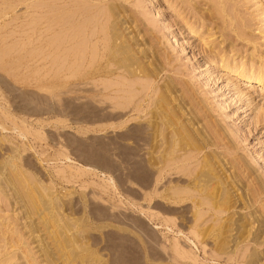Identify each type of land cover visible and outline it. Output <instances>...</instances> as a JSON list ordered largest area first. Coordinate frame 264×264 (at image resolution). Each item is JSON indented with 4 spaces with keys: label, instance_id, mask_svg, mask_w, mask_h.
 I'll use <instances>...</instances> for the list:
<instances>
[{
    "label": "rangeland",
    "instance_id": "1",
    "mask_svg": "<svg viewBox=\"0 0 264 264\" xmlns=\"http://www.w3.org/2000/svg\"><path fill=\"white\" fill-rule=\"evenodd\" d=\"M9 1L5 0L3 3V0H0V6L3 9L6 6L10 7L7 8L10 11L0 15V25L3 26H0L2 27L0 28V47L6 44L16 43V45L13 52L8 55V59L7 56L4 59L8 69L5 66V68L2 67L3 69L0 68V169H2L0 178L4 180L6 175L12 179L14 177L13 185L15 183L19 187L16 179L20 174L18 172L25 171L20 174L24 182L27 181L31 190L41 185V192L45 196L43 195V199L39 200L40 197L37 195L39 201L35 199L38 204L32 205L28 201L21 203L15 201L11 194L13 191H8L9 197L0 195V241L2 239L1 242H4V235L10 240L6 250H14L19 254L18 256H22L21 251L28 253L27 249H30V256L37 258L35 262H32L33 264H51L41 260L42 257L37 252V242H32L29 229L24 224L36 222L39 232L41 231L36 233L41 234L45 242L53 247L54 243L51 238H48L44 223H48L51 229L57 230V226L62 222H55L54 219L64 215V220L67 219L74 224L73 231L77 232V238L82 240V243L86 241L91 246L93 241L98 242L91 246V250L96 249L99 257L101 255L104 259H109L107 261L116 260L121 252L125 257L123 264H134L136 261L138 264H264V86L247 78L251 69L259 70L264 64V0H109V2L117 1L118 4L123 5L125 14L123 13L122 17L125 16L122 27L124 30L130 27L125 33L133 39L134 43L141 42L135 47L145 50L141 58L144 62L146 61L145 63L149 62L150 67L156 69V73L148 90H144L145 87L141 86L143 83H137L138 78L133 79L136 80L134 88L140 87V91L138 89L136 91L139 92L135 99L136 103L143 104L144 111H131L132 107H129L125 111L129 115H126L124 119L128 118L130 121H127L124 127H118L119 129L110 127L100 131L93 124L95 114L89 110L92 104L98 105L94 99L81 97L82 99H76L74 102L75 99L69 98V95H62L46 101L37 94L35 82L40 78V74H37L42 62L38 61L40 58H36L33 64L29 58V49L35 44L32 42L39 39L41 32L38 33L39 31L36 30L32 32L33 34L28 32L31 35L28 36L25 29L26 24L31 23V18L30 15L25 14V4L14 7L16 0H11L13 3L10 1V4ZM39 41H36L37 44ZM29 64L35 67L34 73L32 72L34 79L29 78V75L31 76ZM28 78L34 81L30 83L33 86L26 82ZM164 86L166 90L162 88ZM142 87L144 88L141 92ZM156 88L158 89L155 90ZM161 90H165L168 94L169 107L166 103V106L162 105L163 107L159 108L154 102L153 98L156 99ZM150 93L152 94L149 96ZM143 94L144 97H142ZM87 99L93 100V103L88 101L89 105L84 104ZM172 103H174L173 106H171ZM82 104L85 106L83 107ZM45 105L56 109L49 111L45 109ZM70 105L82 106L83 110L71 112ZM104 106H110L105 109L108 112L112 111L110 101ZM64 107H66L65 112L58 111ZM172 109L176 112L178 110V113L182 111V115H178L183 123L190 124L192 127L195 125L193 130L200 132L205 130L206 133H203L210 140L200 153L193 151L192 154L188 152L187 155L185 152L187 156L184 158H182L184 151H179L182 154L181 157L176 148L178 155L174 154L179 157L176 167L181 164L199 167L203 157L209 154V158L213 156L212 160L216 168L218 167L217 171L225 181L223 187L229 188L227 202L219 190V198L217 196L213 199L214 203H206L200 207L203 210H200L202 218L198 221L200 227L198 229L200 232L202 230V233L199 241H196L197 246L192 240L185 238L186 235L191 236L195 217L193 212L197 205H193L191 201H186L183 206L181 204L177 207L172 204L179 211L182 210L181 214L186 219L175 220L178 221V226L175 227L179 229L175 227L166 229L167 226H162L161 221L166 218L174 219L175 215L167 216L160 210L157 201L164 202V199L156 195L152 200L150 198L144 200L140 195V192H143L138 183L140 175L143 170H149L152 167L150 164L153 161L152 155L156 156L152 150L155 146L154 136L158 126L152 121L153 129L149 119L155 120L152 113L157 116V111L161 114L163 110L170 112ZM99 111L104 113V109ZM155 122L160 123L159 131L160 129L166 131L167 126L161 119ZM202 128L204 130H201ZM158 138V140L161 139L159 136ZM197 159H200L199 162L196 161ZM69 165L83 170L80 172L72 170V173L68 168ZM176 167L171 175L162 180L160 189L164 188L169 179L181 176V173H177ZM100 171L105 173L106 181L101 178ZM231 173L232 176H236L235 179ZM226 175H228L227 178ZM107 177H110L112 181L108 182ZM34 193L37 194L36 191ZM210 204L211 207H209ZM220 205L225 210L219 207ZM214 209L219 210L216 213ZM26 212L32 217L27 219ZM157 212L160 214H158L160 219L156 220L152 215ZM181 214L176 215L182 216ZM155 222L159 224L157 228L154 226ZM217 225H220V228ZM212 227L214 230H211ZM15 230L20 233L13 232ZM209 232L211 235L205 234ZM57 234V238H61L60 232ZM173 237L179 240L181 246L190 250L192 256L174 257L170 248L172 242L170 240H173ZM60 240L62 241V238ZM22 241L27 244L26 247ZM61 241L56 247L59 251L65 248L64 242ZM81 242H78L79 245L76 246L75 252L77 249L81 251L78 250L76 253L74 262L97 264L99 262L96 260L97 256H88L91 254L90 248H85ZM83 246L87 249L86 251L82 249ZM35 252V255L32 254ZM228 252H231L230 256H227ZM91 257L94 259L91 260ZM25 261L23 257L18 260L20 264H26ZM114 263L116 264L117 260ZM54 264H63V258L58 259Z\"/></svg>",
    "mask_w": 264,
    "mask_h": 264
},
{
    "label": "bare ground",
    "instance_id": "2",
    "mask_svg": "<svg viewBox=\"0 0 264 264\" xmlns=\"http://www.w3.org/2000/svg\"><path fill=\"white\" fill-rule=\"evenodd\" d=\"M4 1L5 0H3V3H4ZM10 1H9V4H10ZM11 3H13V2L11 1ZM23 3L26 6L25 7L26 8L25 14L30 15L29 17L31 18V20H30L31 23L29 22L26 24V29H25L26 32L25 33L28 36H31L29 34H33L32 32H35V30L37 32L39 31L38 33L41 32V35L38 36L40 41H39V39H37L39 41L38 44L36 42L37 40L35 42L30 41V42L35 43V44H33V45L31 44L32 47L29 49L30 61L33 63V61L35 62L36 58H40V59H38V61L42 62L41 66L39 67V72L37 74V75L40 74V78L36 80L37 82H35L37 85V87H35V88L38 90V93H37L38 95H40L43 99H46V101H47V99L57 97V96H62V95H66V96L69 95V98L72 97L73 99H75L74 102H76V99L77 100L82 99L81 97H87L88 99H94V101L97 102L98 105L92 104L93 100L91 101L88 99H87V101L85 100L86 102L84 104H87L88 101L92 102V103L91 102L90 103L93 106H90L91 109H89V110L95 114V120H94L95 123H93V124H95L94 125L95 128L99 129V131L109 129L110 127H113L116 129L118 127H122L123 125H126L127 121L129 122L130 120L128 118H127L128 120L124 119V117L127 115V112H125V111L129 107H132L130 109L131 111H139V112L144 111L143 104L138 103V102L136 103L137 100H135V99H136L137 94H139V92H136V91H137V89H138V91H140V89H139L140 87L137 89L134 88V86L136 85V80H133V79L138 78L137 83H140V84L143 83L141 86H144L146 89L144 87H142L141 92H142L143 88H144V90H148L150 83L152 81V78L155 77V73H156L155 70L156 69L151 68L150 63L149 62L145 63L146 61L144 62L143 58H141L142 55H144L143 53L145 50H143V48L137 49L135 47L136 44H138V43L141 44V42L134 43L133 39H131V37L125 33V31H127L128 28H130V27H127L126 30H124L122 27V26H124L123 23H124V16H125L124 15L122 17V14L123 13L125 14V12L122 9L123 5L118 4L117 1L116 2L115 1L109 2V0H16L14 3V7L18 6L19 4H23ZM7 4H8V2H7ZM11 5H13V4H11ZM7 8H10V7L6 6V7H4V9L2 8L0 10V15L6 14L8 11H10V9H7ZM124 8H125V6H124ZM130 16H132V15H130ZM129 19H130V17H129ZM132 19H133V17H132ZM128 22H130V21H128ZM41 23H42V25H41ZM0 26H2V25H0ZM126 26H128V25H126ZM2 27H0V28L2 29ZM23 28H24V26L22 27V30H23ZM28 32H29V34H28ZM135 36L138 38L137 35H135ZM29 38H32V37H29ZM28 44L30 45V43H28ZM15 45H16V43H14L13 45L6 44V45H3L0 47V68L7 67L5 65L4 59L6 58V56L8 59V55L11 52H13L12 50H13ZM138 48H140V47H138ZM14 53H16V52L14 51ZM146 53L149 54L150 52L149 53L146 52ZM151 57H153V56H151ZM144 59H146V57ZM147 61H148V59H147ZM154 61L156 62V60H154ZM33 64H29V66H28L29 67V74L31 73V76L29 75V78L31 77V79L34 76V75L32 76V72L34 73V68H35ZM8 65H10V64H8ZM156 67H158V66L156 65ZM7 69H8V67H7ZM27 75H28V73H27ZM29 78L27 80L26 79L25 80L30 86H33L30 83H33L34 81L29 80ZM247 78L249 80H252V81L255 80L260 85L264 86V64L262 67L259 68V70L251 69L250 75ZM33 79H34V77H33ZM139 80H142V82H139ZM155 80H157V79L155 78ZM162 88L165 89V86ZM152 89H153V87H152ZM157 89L158 88H156L155 90H157ZM165 90H161L160 93L157 95L156 99L153 98L154 102H156V106L158 105L157 107H159V108L163 107L162 105H165L166 103L168 104V107L170 106L168 94L166 93ZM172 90H173V88H172ZM86 94H87V96H84ZM144 94L142 97L145 96ZM151 94L152 93H150L149 96ZM155 94H156V92H155ZM155 94H154V96H155ZM170 96H172V94H170ZM95 98H97V99H95ZM139 99L143 100L141 97H139ZM181 99H182V97H181ZM171 100H172V98H171ZM109 101H110V104L112 106L111 107L112 111L108 112V111H106L105 108H110V106L105 107L104 105L109 103ZM149 101H150V99H149ZM172 101L174 102V100H172ZM77 102H79V101H77ZM183 102L182 103L180 102V103L183 104ZM89 104H87V105H89ZM148 104H151V103L148 102ZM173 105H174V103H172L171 106H173ZM84 106L85 105H83V107ZM156 106H155V108H156ZM176 106H177V104H176ZM176 106H174V107H176ZM47 107L45 105V109H47L49 111H54L56 109L55 107H49V106H47ZM70 107L72 108L71 112H75V113H76V111L82 112V110H83L82 106L70 105ZM148 107H149V105H148ZM159 108H157V109H159ZM102 109H104V113H99L100 112L99 110H102ZM177 109H178V107H177ZM58 111L65 112L66 107L62 108L61 110L59 109ZM167 111L163 110V113H161V114H158L160 112L157 111V116H155V113H152V117L155 118V120H152L150 118L151 116L149 117L150 118L149 122L151 123L152 121H154L152 123H154V124L157 123L156 126H158V130L155 131L156 133L154 132L155 133L154 140L155 139L156 140L154 143L155 144L154 149L152 150V152L156 153V156L152 155L153 161H152V163H150L152 167L150 166L151 168L150 169L148 168L149 170H145V171L143 170L141 175L139 174L140 175V181L138 183H139V187H140L141 191H143V192H140L141 193L140 195L142 196V199H144V200H147V198L148 199L150 198L152 200L154 197H156V195L158 197L163 198L164 202L161 200H158L157 204H158V207L160 208V210L164 214H166L167 216L175 215V217H176L177 213L181 214L182 210L179 211L178 208H176V207H177V205H181V204L183 206V203H185L186 201H191L193 205H197L196 206L197 208H195V212H193L195 217L193 219L194 226L191 227L193 229L190 232L191 236L190 237L187 235L185 236V238H187V240H192L193 244L195 246H197L196 241H199V239L201 237V233H202V230L200 232V230H199L200 227L198 225V221H200V218H202V216H200V215H201V211L203 210V209L201 210L200 207L206 203H214L213 199H215L218 196L219 190H220L221 196L224 195V197L223 196L222 197L225 199V202H227L226 200L229 199L228 198V194H229L228 189L229 188L226 189L227 186L223 187L225 184V181L223 180V177H221L217 171L218 167L216 168V166H215L216 164L212 160L213 159L212 153H211L212 158L208 157L209 154H208V156L205 155L203 157V161L199 167L195 166L194 162L192 164L195 167H188L187 165H182V164L180 166L176 167V164H178L177 159L179 158L176 156V155H178L176 153V148H177V152H179V151L181 152V150H182V152L184 151L183 157H182V154L179 152V154H181V157L184 158L188 155V152L190 154H192L191 152H193V151H198L200 153V151L204 147L206 148L207 143L210 142V140L208 139V136L203 133V132H205V130L203 128L201 130H204V131L200 132L199 130H193L195 125L192 127V126H190V124L183 123V121L181 120L182 118L179 117L180 114L182 115V111L181 112L179 111L180 113H178V110L176 112L174 109H172L170 112H167ZM101 112H103V111H101ZM161 112H162V110H161ZM191 112H192V110H191ZM130 114H131V112H130ZM149 115H147V116H149ZM145 117H146V115H145ZM90 118H92V117H90ZM133 119H136V118H133ZM139 119H141V118H139ZM157 119H161V121L166 124V126H167L166 131L164 129L163 130L160 129V131H159L160 123L155 122V121H157ZM136 120H138V119H136ZM96 121H98V122L96 123ZM149 122H148V124H149ZM186 122H187V120H186ZM151 124H150V126H151ZM154 124H152L153 129H154V126H153ZM161 125H162V123H161ZM0 126H1V124H0ZM162 126H164V125H162ZM152 127H151V129H152ZM149 128H148V130L150 131ZM143 132H144V128H143ZM207 132H208V129H207ZM208 134H209V132H208ZM158 136L161 138L160 140H158L159 139ZM150 139H152V138H150ZM135 141H137V140H135ZM151 142H153V140H151ZM211 144H212V142H211ZM146 145H147V143H146ZM162 145H164V147ZM161 147H162V149H161ZM185 152H187V155H185ZM174 153H176V155ZM142 157H143V155H142ZM191 157H192V155H191ZM149 159L150 158H148V160ZM180 159H179V161H180ZM189 159H192V158H189ZM145 160H147V159H145ZM181 160H183V159H181ZM199 160L200 159H197L196 161L199 162ZM223 161L225 162V160H223ZM218 162H219V160H218ZM6 163H8V162H6ZM6 163H4V164H6ZM184 163H186V162H184ZM220 166H222V165H220ZM220 166H219V168H220ZM175 167L178 170L177 173L178 174L181 173V176L177 175L178 176L177 178L174 177V179H169L167 181V183L164 185V188L160 189L159 186H160L162 180L164 181V179H166L169 176V174L171 175V172L173 170H175ZM0 168H1V166H0ZM68 168L70 169V171L72 173L74 170H76V172H80L83 170V169L80 170L79 168L70 167V165ZM83 168H86V167H83ZM138 168H139V166H138ZM140 168H142V167H140ZM0 170H2V169H0ZM17 171H18V169H17ZM85 171H87V170H85ZM24 172L22 170H20L18 173L23 174ZM100 172L102 173L101 178L105 180V177H106L105 173H103V171H100ZM20 174H19V177H21ZM131 175H130V177H131ZM231 176H232V173H231ZM19 177H17L16 179L18 180L19 187L21 186L20 188L15 183L13 185L14 177L12 179V178H10L9 175H6L4 180H2L0 178V195L3 194L4 196L9 197L8 191H13L11 194L13 195V198L15 199V201L20 202V203L23 201H25V202L28 201L32 205H34L35 203L38 204V201L44 195L41 192L42 186L39 185L40 187L37 186L36 188L34 187V189L31 190L30 187L28 186L29 184L27 183V181L24 182L23 178L21 177V179H20ZM227 177H228V175H226V178ZM232 177H234V176H232ZM26 178H27V176H26ZM235 178H236V176L234 177V179ZM137 179H139V178L137 177ZM28 180H29V178H28ZM107 181L109 182L112 180L110 179V177H107ZM34 184H35V181H34ZM215 184H218L219 186H217ZM229 186L231 187V185H229ZM21 189L22 190L24 189V190L22 191ZM233 189L235 190V188H233ZM35 191L37 194L34 193ZM37 195H38V197H40L39 200L37 198ZM240 196L241 195L239 194V198H240ZM35 198H37L38 201ZM218 198H219V196H218ZM247 199H249V198H247ZM250 199H252V198H250ZM35 201H37V202H35ZM172 204H174V206L176 205V207H174ZM216 204H218V203L216 202ZM233 204H234V202H233ZM242 205H244V204H242ZM207 206H208V204H207ZM209 207H211V204L209 205ZM219 207H222V206L220 205ZM181 209H182V207H181ZM187 209H188V207H187ZM219 209H221V208H219ZM219 209H214V211H216V213H217V211ZM139 211H140V209H139ZM26 213H27V216H26L27 219L32 217V216H29L30 213L29 214H28V212H26ZM26 213H25V215H26ZM158 214H159L158 212H157V214L156 213L153 214L152 215L153 218H155L156 220L160 219V217H159L160 214L159 215ZM202 215L204 216V213ZM178 216L176 218L173 216L174 219H169V218L167 219L166 218L164 221H161V225L167 226L166 229L178 226L177 225L178 221L177 222L175 221L176 219H178V218L179 219L181 218L182 220L186 219L185 217H183V215L179 216V217ZM231 216H233V215H231ZM64 217L65 216L63 215L62 217H56L55 219L53 218L55 220V222L56 221L62 222V223H60V225L57 226V230L61 234L59 236H61L62 241L60 240L61 238H57V236H58L57 230L53 229V228L51 229L50 225L48 223H46V222L44 223L45 227H46L45 232L47 235H49L48 238L52 239V242L54 243L55 247L54 246L51 247L50 246L51 244L49 243L50 244L49 245L48 242H45V238H43V236L41 234L36 233V232H39V227L35 221H34L35 223L30 222L29 224H24V226L26 228L28 227V229H29L30 235L32 236V240H33L32 242H37V245H36L38 247L37 252L40 253V255L42 257V259H41L42 261L46 260L48 263L54 264L58 259L63 258V264H78V263L74 262L75 261V255L78 252V250L81 251V249H77V252H75V250L77 248L76 246L79 245L78 242H81L82 240L80 241L77 238V232L73 231L74 230V224L71 223L72 221H68L67 219H66L67 220L66 221V220H64ZM239 217H240V215H239ZM187 218H189V217H187ZM243 219H245V218H243ZM70 220H73V219L70 218ZM241 220H237V221H241ZM210 221H211V219H210ZM216 221H218V219ZM41 224H42V222H41ZM51 226H52V224H51ZM154 226L157 228L159 226V224L157 222H155ZM217 226L219 227L220 225H217ZM198 227H199V229H198ZM203 227H205V226H203ZM229 227H230V225H229ZM239 227H241V226H239ZM175 228L179 229V227H175ZM219 228H217V229H219ZM212 229L214 230V227H212L211 230ZM224 229H225V227H224ZM13 232H15L17 234L20 233L18 230H15ZM149 232L151 233V230ZM227 232H228V230H227ZM245 232H246V230H245ZM205 234L211 235L210 232L205 233ZM153 236H155V235H153ZM175 236H177V235H175ZM241 236H239V237H241ZM20 237L22 238V235ZM173 238H174L173 240H170V242L172 241L170 243L171 244L170 248H171L172 253L174 254V257L189 258V256H192V252L190 250H187L183 246H181L179 240H177L176 237H173ZM3 239H4V242H1L2 239L0 241V264H8V263L20 264V262H18V260L22 257L26 259V261H25L26 264H33L32 262H35L37 260V258L36 259L34 258L35 256H30V252H31L30 249H27V250H29L28 253L25 252L24 250L21 251L22 256H18L19 254H17V252H15L14 250L13 251L12 250L7 251L6 246L8 243H10V240L8 239V236H6V235L3 236ZM203 239H205V238H203ZM255 239H258V238H255ZM201 240H202V238H201ZM213 240H215L214 237H213ZM60 241L64 242V245H65L64 246L65 248L63 251H62V249H60V251H59L56 248L57 243H59ZM221 241H222V239H221ZM252 241H253V239H252ZM254 241H256V240H254ZM91 242H88V243H91ZM124 243H127V242H124ZM23 244L25 245V247L27 246V244L25 242H23ZM93 244L96 245V244H98V242L93 241V243H91L90 245L92 246ZM82 245H85V248H88V247L90 248L89 252L91 254H88V256L89 255H92V256L94 255L95 257L97 256L96 260L99 261V262H97V264H115L114 261H116V260H117L118 264H121L124 261L125 257L123 256V254L121 252H119L120 253V255H118L119 257L117 259L115 258L116 260L107 261L109 259L106 260L101 255L99 257V253L97 252L96 249L91 250V246H89L86 243V241H83ZM158 245H159V243H158ZM162 245H161V247H164ZM221 245H223V244H221ZM202 246L205 247V245H202ZM58 248H59V246H58ZM82 249L84 251L87 250V249H84V246L82 247ZM163 249H165V247ZM165 250H167V249H165ZM229 253H231V252H228L227 256L231 255ZM32 254L35 255L36 252L32 253ZM215 255H217V254H215ZM29 256H30V259H29ZM221 256H222V254H221ZM174 257L172 258L173 260L175 259ZM194 257L195 256L193 255V258ZM77 258H78V256H77ZM215 258H217V257H215ZM93 259H94V257H93ZM93 259L91 257V260H93ZM256 259H257V257H256ZM250 263H252V262H250ZM253 263H255V262L253 261ZM81 264H82V261H81ZM134 264H138V262L136 261ZM168 264H172V263H168Z\"/></svg>",
    "mask_w": 264,
    "mask_h": 264
}]
</instances>
